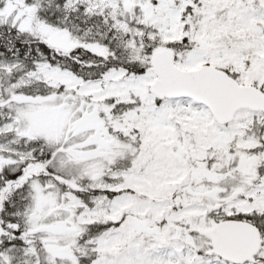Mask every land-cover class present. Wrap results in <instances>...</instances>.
<instances>
[{"label":"snow or ice","instance_id":"6c2138e0","mask_svg":"<svg viewBox=\"0 0 264 264\" xmlns=\"http://www.w3.org/2000/svg\"><path fill=\"white\" fill-rule=\"evenodd\" d=\"M0 264H264V0H0Z\"/></svg>","mask_w":264,"mask_h":264}]
</instances>
